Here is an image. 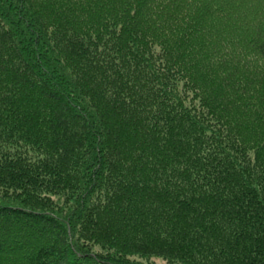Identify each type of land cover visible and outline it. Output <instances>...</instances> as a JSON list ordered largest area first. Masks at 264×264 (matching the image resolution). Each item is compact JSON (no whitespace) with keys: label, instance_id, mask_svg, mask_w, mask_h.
I'll return each mask as SVG.
<instances>
[{"label":"trees","instance_id":"obj_1","mask_svg":"<svg viewBox=\"0 0 264 264\" xmlns=\"http://www.w3.org/2000/svg\"><path fill=\"white\" fill-rule=\"evenodd\" d=\"M0 264H264V0H0Z\"/></svg>","mask_w":264,"mask_h":264}]
</instances>
